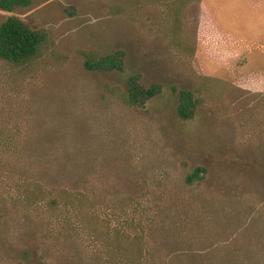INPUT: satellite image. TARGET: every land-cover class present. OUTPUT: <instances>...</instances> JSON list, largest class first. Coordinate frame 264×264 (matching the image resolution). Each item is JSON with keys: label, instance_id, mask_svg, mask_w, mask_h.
<instances>
[{"label": "rangeland", "instance_id": "obj_1", "mask_svg": "<svg viewBox=\"0 0 264 264\" xmlns=\"http://www.w3.org/2000/svg\"><path fill=\"white\" fill-rule=\"evenodd\" d=\"M8 16L47 39L27 67L0 58V264H264V0ZM117 51L119 69L84 66ZM132 76L155 94L127 105Z\"/></svg>", "mask_w": 264, "mask_h": 264}, {"label": "trees", "instance_id": "obj_2", "mask_svg": "<svg viewBox=\"0 0 264 264\" xmlns=\"http://www.w3.org/2000/svg\"><path fill=\"white\" fill-rule=\"evenodd\" d=\"M31 0H0V9L11 11L17 6H25ZM46 34L43 30L31 28L27 23L16 16H8L0 21V58L17 67H27L39 59L46 46ZM121 51L107 54L100 58L87 56L84 66L88 70H110L121 67ZM136 76L128 81L127 92L121 95L122 101L127 105H136L141 102L143 95L153 96V89H143L136 82ZM194 98L189 91H179L178 114L187 119L191 115L194 106ZM202 168L197 167L188 175L187 181L191 183L199 178ZM37 186V185H36ZM40 186V185H39ZM38 186V187H39ZM40 188V187H39Z\"/></svg>", "mask_w": 264, "mask_h": 264}]
</instances>
